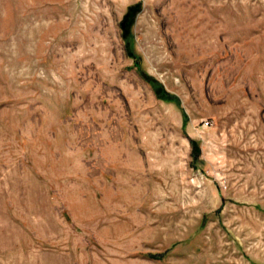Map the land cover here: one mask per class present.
Instances as JSON below:
<instances>
[{
  "label": "rangeland",
  "instance_id": "obj_1",
  "mask_svg": "<svg viewBox=\"0 0 264 264\" xmlns=\"http://www.w3.org/2000/svg\"><path fill=\"white\" fill-rule=\"evenodd\" d=\"M0 264H264V0H0Z\"/></svg>",
  "mask_w": 264,
  "mask_h": 264
},
{
  "label": "trees",
  "instance_id": "obj_2",
  "mask_svg": "<svg viewBox=\"0 0 264 264\" xmlns=\"http://www.w3.org/2000/svg\"><path fill=\"white\" fill-rule=\"evenodd\" d=\"M154 87L156 89H158V85L155 84ZM157 97L159 99L165 100V101H176V98L170 96L169 94H167L163 89L160 90V92L157 94ZM185 117V116H184ZM190 146L192 149V157L194 161H199V149L197 146V143L194 141H190Z\"/></svg>",
  "mask_w": 264,
  "mask_h": 264
},
{
  "label": "water",
  "instance_id": "obj_3",
  "mask_svg": "<svg viewBox=\"0 0 264 264\" xmlns=\"http://www.w3.org/2000/svg\"><path fill=\"white\" fill-rule=\"evenodd\" d=\"M137 10V8L132 9L131 13L134 14V12ZM130 19H125L124 22L121 24V28L124 29L127 24H129Z\"/></svg>",
  "mask_w": 264,
  "mask_h": 264
}]
</instances>
